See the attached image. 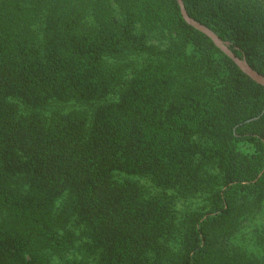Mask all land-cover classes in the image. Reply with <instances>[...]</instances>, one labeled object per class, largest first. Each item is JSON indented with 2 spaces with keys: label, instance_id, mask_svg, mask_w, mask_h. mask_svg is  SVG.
<instances>
[{
  "label": "trees",
  "instance_id": "16d2710c",
  "mask_svg": "<svg viewBox=\"0 0 264 264\" xmlns=\"http://www.w3.org/2000/svg\"><path fill=\"white\" fill-rule=\"evenodd\" d=\"M183 3L264 75V0ZM263 209L264 86L176 0H0V264H264Z\"/></svg>",
  "mask_w": 264,
  "mask_h": 264
},
{
  "label": "rangeland",
  "instance_id": "374dc122",
  "mask_svg": "<svg viewBox=\"0 0 264 264\" xmlns=\"http://www.w3.org/2000/svg\"><path fill=\"white\" fill-rule=\"evenodd\" d=\"M238 147L243 152L252 153L254 148L246 143L239 142ZM264 209L255 215L248 216L242 223L234 243L246 248L248 251H254L264 258Z\"/></svg>",
  "mask_w": 264,
  "mask_h": 264
},
{
  "label": "water",
  "instance_id": "95a60500",
  "mask_svg": "<svg viewBox=\"0 0 264 264\" xmlns=\"http://www.w3.org/2000/svg\"><path fill=\"white\" fill-rule=\"evenodd\" d=\"M180 9V13L185 20L186 23L190 24L197 30L203 32L206 34L212 41L213 43L223 52L225 53L232 61L239 67L241 71H243L246 75H248L252 80L255 82L261 84L264 86V75L257 72L255 69H253L246 61L245 57H238L236 56L232 50L228 46V42L222 41L221 38L209 27L206 25L198 22L189 14L187 13L183 0H176Z\"/></svg>",
  "mask_w": 264,
  "mask_h": 264
}]
</instances>
